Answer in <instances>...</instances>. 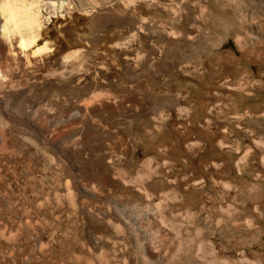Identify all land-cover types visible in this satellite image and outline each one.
<instances>
[{
    "label": "rangeland",
    "instance_id": "rangeland-1",
    "mask_svg": "<svg viewBox=\"0 0 264 264\" xmlns=\"http://www.w3.org/2000/svg\"><path fill=\"white\" fill-rule=\"evenodd\" d=\"M114 7L0 90V264H264V0Z\"/></svg>",
    "mask_w": 264,
    "mask_h": 264
},
{
    "label": "bare ground",
    "instance_id": "bare-ground-1",
    "mask_svg": "<svg viewBox=\"0 0 264 264\" xmlns=\"http://www.w3.org/2000/svg\"><path fill=\"white\" fill-rule=\"evenodd\" d=\"M140 1L143 0H0V90L7 80L13 79L20 66L34 67L43 61L51 44L47 46L50 43L47 41L42 46L38 41L48 32L51 17L69 22L109 11L117 3L130 7Z\"/></svg>",
    "mask_w": 264,
    "mask_h": 264
}]
</instances>
